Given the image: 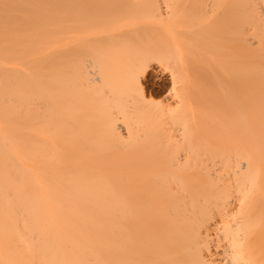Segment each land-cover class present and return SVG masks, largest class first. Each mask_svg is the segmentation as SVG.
<instances>
[{
  "label": "bare ground",
  "instance_id": "1",
  "mask_svg": "<svg viewBox=\"0 0 264 264\" xmlns=\"http://www.w3.org/2000/svg\"><path fill=\"white\" fill-rule=\"evenodd\" d=\"M0 264H264V0H0Z\"/></svg>",
  "mask_w": 264,
  "mask_h": 264
},
{
  "label": "rangeland",
  "instance_id": "2",
  "mask_svg": "<svg viewBox=\"0 0 264 264\" xmlns=\"http://www.w3.org/2000/svg\"><path fill=\"white\" fill-rule=\"evenodd\" d=\"M153 68L155 69V71H153L151 73V77H150L151 80L149 79V81H148L149 83L147 82L145 84V87L147 88L146 90H148L147 91L148 93L146 92V95H148V96L150 95L149 97L155 99L156 101H160V100H163L164 99L165 90L170 85V81H169L170 78L168 76L169 75L168 73H164L163 71H160L156 67H153ZM155 93H156V95H155ZM122 131H123L124 134L127 133V131H126L125 128H122Z\"/></svg>",
  "mask_w": 264,
  "mask_h": 264
}]
</instances>
